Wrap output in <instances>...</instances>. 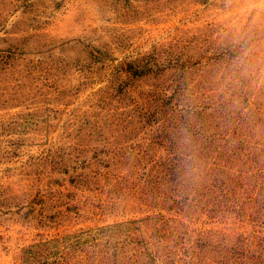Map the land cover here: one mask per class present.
Instances as JSON below:
<instances>
[{
	"label": "rangeland",
	"instance_id": "rangeland-1",
	"mask_svg": "<svg viewBox=\"0 0 264 264\" xmlns=\"http://www.w3.org/2000/svg\"><path fill=\"white\" fill-rule=\"evenodd\" d=\"M0 264H264V0H0Z\"/></svg>",
	"mask_w": 264,
	"mask_h": 264
},
{
	"label": "clouds",
	"instance_id": "clouds-1",
	"mask_svg": "<svg viewBox=\"0 0 264 264\" xmlns=\"http://www.w3.org/2000/svg\"><path fill=\"white\" fill-rule=\"evenodd\" d=\"M245 71H247V69H245Z\"/></svg>",
	"mask_w": 264,
	"mask_h": 264
}]
</instances>
